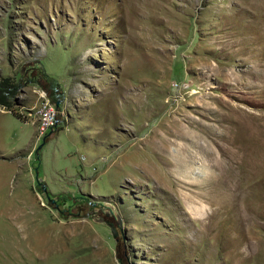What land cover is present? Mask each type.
<instances>
[{
	"label": "rangeland",
	"instance_id": "1",
	"mask_svg": "<svg viewBox=\"0 0 264 264\" xmlns=\"http://www.w3.org/2000/svg\"><path fill=\"white\" fill-rule=\"evenodd\" d=\"M2 77L0 264H264V0H0Z\"/></svg>",
	"mask_w": 264,
	"mask_h": 264
},
{
	"label": "built area",
	"instance_id": "2",
	"mask_svg": "<svg viewBox=\"0 0 264 264\" xmlns=\"http://www.w3.org/2000/svg\"><path fill=\"white\" fill-rule=\"evenodd\" d=\"M41 95L44 96V100L36 108L35 116L39 122L40 134L43 135L57 125L63 111L50 98L46 97L45 91Z\"/></svg>",
	"mask_w": 264,
	"mask_h": 264
},
{
	"label": "water",
	"instance_id": "3",
	"mask_svg": "<svg viewBox=\"0 0 264 264\" xmlns=\"http://www.w3.org/2000/svg\"><path fill=\"white\" fill-rule=\"evenodd\" d=\"M39 63H40L41 71L45 74V76H46L50 81H56L53 77H51V76H49V75L47 74L46 69H45V67L43 66V64H42L41 62H39ZM58 104H59V103L57 102V105H58ZM44 144H45V138H44L43 142H42L41 144H39V146H38V147L35 149V151H34V153H35V157L39 160V164H40V159H41V155H40V154H41V149L43 148ZM35 172H36V178H37V181H38L39 185L41 186L43 192H44V193H47V196H48L49 200H50L51 202L55 203V207H56L57 209H59V205L57 204L56 200L53 199V198H51L50 195H49V193H48V190H49V189H48L47 182L44 180L43 177H40V175H39V166H36V167H35ZM59 210H60V209H59ZM99 220L103 221V219H99ZM105 222H106V224H107L108 226H110V228H111V230H112V232H113V235H114L115 237H117V236H118V231H117V227L114 225V223L111 222V221H109V220H106ZM118 226H119V227H122V221H121V218H120V217L118 218Z\"/></svg>",
	"mask_w": 264,
	"mask_h": 264
},
{
	"label": "trees",
	"instance_id": "4",
	"mask_svg": "<svg viewBox=\"0 0 264 264\" xmlns=\"http://www.w3.org/2000/svg\"><path fill=\"white\" fill-rule=\"evenodd\" d=\"M18 83L10 77L0 78V106L10 109L16 96Z\"/></svg>",
	"mask_w": 264,
	"mask_h": 264
},
{
	"label": "bare ground",
	"instance_id": "5",
	"mask_svg": "<svg viewBox=\"0 0 264 264\" xmlns=\"http://www.w3.org/2000/svg\"><path fill=\"white\" fill-rule=\"evenodd\" d=\"M233 42H235V44H239L237 41H233ZM241 43H243V41H241ZM232 45H233V43H232ZM179 129L184 130V128H179ZM178 131H180V130H177L176 136L179 138L183 137V133H178Z\"/></svg>",
	"mask_w": 264,
	"mask_h": 264
}]
</instances>
